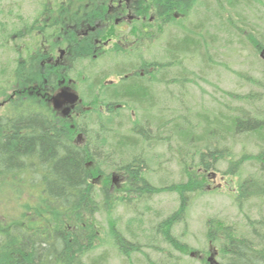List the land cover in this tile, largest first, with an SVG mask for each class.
Returning a JSON list of instances; mask_svg holds the SVG:
<instances>
[{
  "label": "trees",
  "instance_id": "obj_1",
  "mask_svg": "<svg viewBox=\"0 0 264 264\" xmlns=\"http://www.w3.org/2000/svg\"><path fill=\"white\" fill-rule=\"evenodd\" d=\"M203 1L205 0H155L162 6L165 17L175 8L189 15L190 11ZM212 1L219 7L218 12L223 9L224 14H229L231 21L235 19L230 8L225 11V1L230 6L240 2L258 4V1L264 5V0ZM99 2L105 3L106 0H69V10L70 13H86L92 4ZM208 11L210 9H207ZM177 23L178 20L173 22ZM228 25L230 30L236 32L235 25ZM238 25L248 28L243 19ZM190 28L187 27L190 32H184L177 39H172L171 35L169 47L166 46L168 60L152 64V70H144L142 78H139L141 77L139 68L143 65H137L139 61H131L128 67L115 71L122 76L120 80L124 81L118 92L125 98L145 104V109L141 108L144 109L148 125L154 126L150 118L156 122L155 127L158 129L160 123L166 125L165 134L159 136V139L165 136L169 151L178 158L177 163L181 165L183 171L180 181L155 185L147 175H138L132 171L125 186L128 192H131L129 185L132 182L133 191L137 196L117 195V192H113L112 195L107 185L97 188L92 181L97 175L107 174L100 167L101 158L104 157L102 153L76 146L70 142L72 133H68L66 128L51 127L50 122L42 116L17 119L19 125L8 124L7 127H0L1 193L4 178H8L12 185L17 177L23 181L31 180L34 184L40 185L41 189L36 193V202L32 206L25 205L26 212H23L21 217L13 214L10 219L0 220V264H85L89 253L96 250L107 235L103 221L97 218V215L105 212L110 223L108 239L116 243L118 250L125 257L130 258L134 252L141 251V247L137 241L125 240L123 233L117 229L119 223L117 219L110 222L113 218L112 209L124 206L138 214L137 211L143 205L152 212L150 199L162 193L175 192L179 198L178 208L163 221L166 224L171 221L175 223L185 221L196 198L206 192L208 171L218 169L221 162L227 161L226 157L230 160L225 173L241 178L235 194L236 204L243 205L252 199L264 201V67L258 76L250 72L236 73L244 83H249L255 89L251 88L246 93L236 91L226 93L229 96L228 100L219 101L221 108L213 116L207 113L191 116L178 114L176 111L180 118L171 113V116L164 120L162 115L152 113L151 107L154 106L151 101L159 97L152 90L153 84L150 85V82L159 76L163 77V69L165 75L175 65L187 69L188 63L196 55L203 58V65L210 64V58L200 52L203 49L197 48L200 44L207 43L203 31ZM192 31L195 35L191 34ZM234 34L238 36L237 32ZM240 40L251 46L255 53L264 48V39L257 35H244ZM209 46L204 45L206 49H210ZM253 50L251 52L257 57ZM129 73L132 74L125 78L124 75ZM150 73L151 77L147 76ZM177 75V79L180 78L177 82H181L182 85L190 81L186 78L188 75L186 71H180ZM106 89L110 94L115 93L113 87ZM102 121L105 122L103 119ZM202 121L205 122L204 126L200 124ZM172 122L174 124L171 127L169 124ZM167 127H170V130L167 131ZM105 129L112 132L110 127ZM125 130L126 132H119L120 138L116 144H112L105 137L104 150L112 144L114 149L121 151V157L126 153L130 157V151L139 150L137 144L140 141L146 140L149 143L145 129L138 131L136 127H132ZM243 134L253 136L259 142L256 143L253 139L257 146L256 152L250 153L245 148L242 152H237V144L244 137H241ZM175 141L176 145H173ZM147 142L141 143L146 148L145 152L132 154V158L126 160L122 168L124 166L130 168L137 162H142L147 167H151V160L155 163V158L149 155L148 150L157 148L162 142L154 146ZM196 142L203 144L195 145ZM141 149L143 150V147ZM111 154L112 152L106 154V160L112 159ZM89 155L95 159L92 160L95 164L89 165ZM247 163L255 166L256 170L242 178ZM158 168H162L161 162L158 163ZM22 179H19V183L23 182ZM106 180L110 182L109 178ZM163 221L155 227L156 231L162 227ZM220 222L218 219H209L206 235L220 248L222 258L227 264H264V232L260 230L264 229V224L261 221L258 224L251 223V236L240 233L236 225L225 223L219 225ZM135 223L144 225L142 216L134 215L128 222V234L132 239L138 236L130 233V228ZM153 235L155 236V233ZM162 236L163 241L174 249L183 253L188 252V246L173 234L170 240ZM105 238L107 241V237ZM103 258L104 255H100L94 260V264H101Z\"/></svg>",
  "mask_w": 264,
  "mask_h": 264
},
{
  "label": "rangeland",
  "instance_id": "obj_2",
  "mask_svg": "<svg viewBox=\"0 0 264 264\" xmlns=\"http://www.w3.org/2000/svg\"><path fill=\"white\" fill-rule=\"evenodd\" d=\"M17 1L19 0H0V82L4 77V75H1L3 62L6 61V69H8L9 72L13 67L11 63L15 57L14 53H8V56H4L1 50V43L5 35L11 33L14 29V10L16 5L15 2ZM22 1L23 11L29 12L33 10L31 7L34 4H29V2H34V0ZM257 3L258 4H243L240 2L236 3L235 6H230L225 1V11L227 8H230L235 21L240 23L243 19L245 23H247L248 28L244 25H238L239 23L235 21H231L229 19V14L223 13V9L218 12L217 8L219 9V7L215 5L212 0H205L197 4L190 11L189 15L183 13V11L174 10V13L179 17L178 23H172L171 26L164 28L162 35H160L161 39L158 37L156 41L154 40V43L146 44L144 47L141 45L138 51L139 53L134 52L132 56L128 55L125 57L122 55V60L118 59V63L116 64L111 60H100L99 63L96 64L93 72L96 74L95 70L108 68L100 74L101 80H103L105 77L109 76V74L115 72L116 69L128 67L131 60L139 61L137 65H143L139 68V71L143 69L148 71L152 70V64L159 63L158 61L164 63L168 60L169 54L166 51V46H168L171 35H173L172 39H177L179 36H182L184 32H190L192 30L190 27L194 30L203 31L207 43L200 44V47H197L196 44V47L203 49V51L200 52L210 58V64L208 66L203 65V58L196 55L193 57V60L188 63L189 68L186 67L187 69H183L175 65L169 69L166 75L163 69L162 73L164 76H159L156 79L163 78L166 80L165 83L172 84L180 80V78L177 79V74L180 73V71H186L188 73L186 78L190 81H187L180 89L178 85H174V98L176 99V93L180 98V102L174 103L177 107V113L191 116H199L200 114L207 113L213 116L221 108L220 102L228 100L229 96L226 93L235 91L246 93L251 88L255 89L249 83H244L236 73L250 72L258 76L262 67H264V60L260 57V52L255 53L251 46L240 40L244 35H257L259 38L264 39V5L259 1ZM207 9H210V11L207 12ZM4 12L6 13V17L3 15ZM228 24L235 25L234 28L238 36L234 34L236 32L229 29L230 27ZM187 27L191 30L187 29ZM191 34L195 35L193 31ZM207 44L210 45V49L204 47V45ZM251 50H253L257 57L253 55ZM7 57L9 58L7 59ZM120 65H122V67H120ZM191 72H194V74H191ZM86 74H90L89 70H86ZM147 76L151 77V73L147 74ZM152 79L153 77L150 78V80ZM156 79L154 82L158 81ZM152 82L153 81L150 82V85ZM105 90L107 91V89ZM165 90L166 87L164 86L162 91L165 92ZM116 102L123 103L121 100ZM151 104L154 106V108L151 107V110L155 115H162L164 120H167V116H171V113L163 105L160 98H153ZM181 109L182 111H179ZM174 114L177 116L176 113ZM134 116L137 119L131 118L130 113L118 112L112 117L103 119L105 122L101 121L99 127H92V125H89L86 131L84 130L85 127H79L82 134L88 139L87 147H85L86 150L90 151L92 149L93 151L102 153L104 157L101 158L102 162L100 167L107 174H111L116 167L122 168L126 160L132 158V154L145 152L146 150L145 146L141 144L147 142L146 140L140 141L137 144L139 150L135 149L129 152L131 153L130 157L128 153H126L124 157H121V151L112 147V144H116L120 138L119 134L116 136V132H126L125 129L130 128V126L134 124V120H137L141 123L136 128L138 131H143L145 129V134L148 135L149 143H147L149 145L154 146L161 142L163 144L155 149L148 150L149 155L155 158V163L151 160V167H147L142 162L134 163L130 168L124 166L122 169L128 176V179H130L133 171L137 172L138 175H147L155 185L179 182L183 171L181 165L177 163L178 158L169 151L168 144H166L164 140L165 136L159 139V136L165 134L164 130L166 129V125L160 123V129H158L155 127L156 122L150 118L154 125L150 127L147 123L148 120L144 117V109L142 108L141 112H135ZM177 117L180 118L179 116ZM127 123L128 125L125 127H118L120 126L119 124ZM114 124L118 126L112 127ZM173 124L174 122L169 125L172 127ZM200 124L204 126L205 122L202 121ZM105 127L112 128V132H108ZM168 130H170V127H167V131ZM71 137H73V135ZM105 137L109 139V142H112L111 147L108 146L107 150H104L105 147H103V139ZM241 137L243 138H241L240 143L237 144V152H242L243 148L249 150L250 153L256 152L257 146H255L253 140L255 138L245 134ZM255 142L259 143L257 140ZM177 143L181 142L177 141ZM189 144L191 145V143ZM197 144L201 145L203 142H196L195 145ZM173 145H176V141ZM141 147H143V150ZM109 152H112V159L106 160V154ZM93 159L94 158L89 155V165L95 164V162L92 161ZM226 159L227 161L219 164L218 169L210 170V172H216L217 174H213V179H210L208 183L205 184L206 192L196 198L185 221L177 224L174 221L168 224L163 221L166 217H170L169 215L178 208L179 198L175 192L162 193L150 199L149 204L153 208L152 212H149L143 205L140 206V209L137 211L138 214L133 213L131 209H127L124 206H120L115 210L112 209L113 218L110 222L112 223L114 219H117V221H119L117 229L123 233L125 240L127 242L137 241L141 247V251L134 252L130 258L125 257L120 250H118L116 243L108 239L110 223L107 213L105 212L102 215H97V218L103 221L104 231L107 232V235H105L107 241L104 237L101 245L92 253H89L85 264H94V260L98 259L100 255H104L101 264H199L194 257L189 255V252H205L208 250L209 241L206 235L207 221L211 218L221 220L219 225L222 223L236 225L240 233L251 236L252 222L258 224V222L261 221L262 224H264V201L252 199L243 203V205L236 204L235 194L241 178L240 176L225 173L230 160L229 157H226ZM140 160L142 161V159ZM159 162L162 163L161 169L158 168ZM255 170V166L252 164H245L242 178H245L249 174H253ZM19 179L21 180L22 178L17 177L15 181ZM106 179L107 178H104L99 181L96 184L97 188L107 185L112 195L114 194L113 191L117 189L119 190L116 191L117 195L131 194L137 196V193L133 191L132 182L129 185L131 192H122V184H111L110 186ZM12 183L13 185L9 182L8 178L3 179L2 193L0 190L1 221L10 219L13 214H15L16 217H21L23 212H26L25 205L32 206L37 200L36 193L40 192L41 189L40 185L34 184L31 180L21 183ZM134 215L142 216L144 225L135 223V225L130 228L131 235H138L136 238L132 239L128 234V222ZM161 221H163L162 227L156 231L155 227ZM260 230L264 232V229ZM152 233H155V236ZM171 234L182 243L189 245L190 248L187 254L174 249L167 244V242L163 241L162 235L170 240Z\"/></svg>",
  "mask_w": 264,
  "mask_h": 264
},
{
  "label": "flooded vegetation",
  "instance_id": "obj_3",
  "mask_svg": "<svg viewBox=\"0 0 264 264\" xmlns=\"http://www.w3.org/2000/svg\"><path fill=\"white\" fill-rule=\"evenodd\" d=\"M22 3V0L15 2V33L13 41L8 39V44L12 42L17 52L11 63L12 73H8L6 61L1 69L4 77L0 82V127L19 125L17 119L24 120L27 116H42L51 127L66 128L73 135L70 142L83 148L87 147L88 139L79 127H85V131L89 125L99 127L102 119L118 112L130 113L131 118L137 119L134 113L141 112V107L145 109V104L118 92L124 81L116 72L100 81V71L108 68L97 69L94 74V64L109 57L110 51L116 60L114 64L122 58L117 51L139 53L141 45L150 44L164 28L179 19L174 10L165 17L162 6L155 0H106L92 4L86 13L72 14L69 0H34L29 2L34 4L29 12L23 11ZM5 48L6 45L3 50ZM143 75L144 69L139 78ZM156 80L152 82V90L168 111L175 113L174 103L180 102V98L177 93L174 98V85L180 89L182 83L168 84L163 78ZM164 86L165 92L162 91ZM106 87H113L115 93H108ZM118 100L123 103H117ZM140 123L134 120V124L126 129ZM119 125L112 127H125L128 123ZM118 134L116 132V136ZM113 173L118 176L113 185L122 184L121 191L128 192L125 186L128 176L124 170L116 167L110 177ZM116 191L119 190L113 192ZM208 241L207 251H190L189 255L199 264H227L220 248L213 240Z\"/></svg>",
  "mask_w": 264,
  "mask_h": 264
},
{
  "label": "water",
  "instance_id": "obj_4",
  "mask_svg": "<svg viewBox=\"0 0 264 264\" xmlns=\"http://www.w3.org/2000/svg\"><path fill=\"white\" fill-rule=\"evenodd\" d=\"M261 56L264 57V49L261 52Z\"/></svg>",
  "mask_w": 264,
  "mask_h": 264
}]
</instances>
